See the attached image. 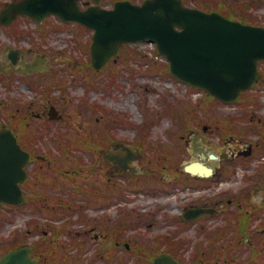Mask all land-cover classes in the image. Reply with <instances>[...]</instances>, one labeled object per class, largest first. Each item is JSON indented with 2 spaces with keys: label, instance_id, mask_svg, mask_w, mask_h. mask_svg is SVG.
Wrapping results in <instances>:
<instances>
[{
  "label": "rangeland",
  "instance_id": "374dc122",
  "mask_svg": "<svg viewBox=\"0 0 264 264\" xmlns=\"http://www.w3.org/2000/svg\"><path fill=\"white\" fill-rule=\"evenodd\" d=\"M187 2L205 9L216 8L238 19H244L246 14H250L248 18L251 23L264 25V0H187ZM29 25L34 27L32 22H29ZM39 29L48 30L49 35L44 43H51L67 52L71 61H75V58L80 60L77 64L78 71L67 67L56 76L55 82H62L65 86H60L57 82L55 94L60 99L50 101L60 107L62 100L66 106L61 109L67 111L69 115H64L62 111V120L50 121L49 124L42 126L48 129H45L47 133L44 136H38L37 150L41 154H53L50 156V161L61 165L62 175L73 171L71 178L83 182L82 188L88 193L87 197H73L76 186L72 183L63 189L50 187L49 198L58 196L61 200H73L76 205H82V210L71 214L62 211L54 219L49 217L47 209L33 210L27 206L23 213L20 208L9 210L1 207L0 212L3 214H0V249L10 246L17 234H26L28 220L38 219L58 225L67 223L73 234H78L82 230V238H87L84 254L80 256L78 247L68 250V245L62 244L63 236L59 237L57 246L67 251L70 256H77L76 260L67 261L66 264H109L108 260L97 254L101 240L96 238V234L105 233V229L100 226L102 222L117 223L122 218H126L125 224L128 226L124 233L126 241L128 238L137 237L142 244H147L150 238L155 239L160 234L171 235L177 240H184V248L189 252L183 253L186 259L195 257L196 245L200 244L202 249L198 251L199 255H205L208 264H259L257 260L249 258L252 249L247 245L239 243L240 253L232 255L227 251L229 242L226 236L216 243H212L209 238V235L216 233L221 227H228L224 214L225 210L232 209L231 206L204 222L207 231L201 228L203 223L184 225L180 221L178 223L168 218L165 212L162 217L155 216L151 212L153 205L151 207L149 201L156 198L150 197L151 190L155 187L151 188V184L144 185L147 178L151 181L145 173L148 165H145L144 160L141 161L144 181L140 185H128L129 177L123 171L117 170L119 174L111 176L119 184L120 192L117 197L121 198V202H116L112 207L107 203L108 201L88 203L87 200L93 202L101 198L102 194L105 196L109 184H104L98 175H103L109 170L102 171L103 162L99 160L97 151L88 150L77 140L88 136L89 139L103 141L109 146L114 143L107 132L110 125L109 131L114 138H122L127 144L134 141L139 150L143 149L146 160L156 156L174 164L175 158L176 164L179 163L178 170L183 172V165L190 162L193 157L205 162V159L201 158L203 152L195 151L193 147V137L196 133L211 138L220 145L226 140L238 139L240 148H248L247 145L253 144L252 154L246 158L239 156L221 160V166L216 169L219 173L218 180L212 177V183L192 179L187 183L168 180L164 193L173 191L187 193L192 186L197 192H207L212 187L213 194H224L221 198L226 199L246 188L243 191L251 199L264 202V193L257 190L259 187L257 178L264 177V82L250 90L247 100H250L251 104L247 106L248 108L242 104L245 98L242 102L238 100L231 104L217 103L206 97L201 90L191 88L190 85L170 74L166 58L157 53L156 45L149 42L129 44L122 52L120 61L112 63L109 68L98 74H93L81 64V61L86 64L90 60L89 45L92 41V30L77 28L75 24H64L59 20H52ZM73 36L83 40L82 47H80L81 41L76 39L71 41ZM64 48L67 50L65 51ZM125 55L130 56L129 64H123L126 60ZM262 67L264 70V64ZM204 126H208V132L203 131ZM223 128H225L224 132H222ZM245 128L249 131L244 133L242 130ZM256 142L259 143V147ZM63 145L67 149L66 154H63ZM200 147L201 145H197V148ZM205 148L209 152L213 151L208 146ZM155 162L153 160V165L156 164ZM77 164L86 166L79 167ZM86 175H89V180ZM122 182L126 183L123 187ZM255 186L257 187L254 188ZM157 189L161 190V188ZM125 194L129 195L125 196ZM105 197L109 198V195ZM161 200L163 204L177 206L173 209L166 208L164 211L172 216L179 214L178 210L182 205L176 203L175 197L164 195L161 196ZM253 210L259 211L256 222H264V207L254 206ZM157 220H160V223H156ZM237 222L241 225L245 224L246 216L237 217ZM84 228L91 229V234L86 235ZM107 232L112 237L113 227L108 226ZM261 232L264 236L263 229ZM34 234L35 230L31 228L29 233L31 239H34ZM65 237L68 239L71 235L66 234ZM221 246H223L222 251L219 250ZM121 249L122 253L124 246ZM79 256L81 258L77 259ZM120 256L119 260L111 264H144L134 253L125 252ZM233 257L235 261L231 262ZM228 259L229 262L226 261Z\"/></svg>",
  "mask_w": 264,
  "mask_h": 264
},
{
  "label": "water",
  "instance_id": "95a60500",
  "mask_svg": "<svg viewBox=\"0 0 264 264\" xmlns=\"http://www.w3.org/2000/svg\"><path fill=\"white\" fill-rule=\"evenodd\" d=\"M64 4V0H26L17 9L45 15L61 12ZM68 7L64 11L73 16L61 17L77 19L96 29L91 58L97 69L119 52L122 43L149 39L157 42L159 51L167 56L173 74L207 89L217 98L233 101L260 77L258 63L264 59L262 26L231 20L218 12L189 8L182 0H146L143 5L120 3L113 10L101 13L94 12V8L80 12L75 3H68ZM16 147L11 132H0V201L20 199L16 195L18 167L26 157ZM120 149L115 160L122 166L136 159L129 148ZM212 164L218 165L216 161ZM186 168L192 172H212V168L200 162L194 168L189 165ZM29 252L27 247L13 250L0 260V264H36ZM154 264L183 263L169 253H162Z\"/></svg>",
  "mask_w": 264,
  "mask_h": 264
},
{
  "label": "flooded vegetation",
  "instance_id": "af4514ba",
  "mask_svg": "<svg viewBox=\"0 0 264 264\" xmlns=\"http://www.w3.org/2000/svg\"><path fill=\"white\" fill-rule=\"evenodd\" d=\"M16 1L18 0H0V5L4 6L9 2ZM116 1L118 0H100V3L102 6L109 8L112 7ZM131 1L140 3L143 0ZM95 2V0L80 1L83 8ZM24 18L25 17L19 15V17L9 25H5L0 21V129L3 127L12 129L17 135L21 146L31 153V159L26 166L27 178L20 184L23 194L27 198H31L50 195V187L63 189L68 185V180L64 178V176H61V178H57V176L50 178L54 164L52 162H43L38 157L39 154L35 149L38 138L37 131L41 126L47 125L49 110L51 106H53L51 101L56 99L55 89L52 88L51 83L52 77H47L54 68V56L50 51L44 50L43 48L41 49V41L34 35L35 30L25 28L23 22ZM37 55H43L49 58L47 63L41 60L35 61ZM34 64L36 65L31 67ZM46 65L49 66V69L46 71L36 69L39 66L47 68ZM102 160L103 162L107 161L104 153H102ZM116 168H118V166H116ZM43 171L47 173L41 174ZM101 181L104 184H114L112 179H103ZM167 183L168 182L164 180V176L160 175L155 181V184L151 186V188L155 187V189L151 190L152 193L150 197L152 198L155 196L156 198H154V200L150 199L149 201L150 206L152 207L153 205L151 212L155 216L160 215V217H162L164 212H166L164 211L166 208L173 209L177 207L173 204H163L161 196L164 195L175 197L176 203L183 204L181 207H183L184 211L196 206L216 207V212L204 214L195 220V222L203 223V225H206L204 222L209 221L212 217L222 212L226 206L225 203H227L232 207L230 216L236 218V223H232L228 226V252L232 255L240 253L239 243L241 245H246V237H253V235H255L253 238L254 242H248V244L252 246V248L254 247L257 249L255 260L259 261V259L264 257V237L259 238L258 232L261 229L258 225L260 223L255 220L256 217H258L259 211L251 210L255 216L249 223L246 222L241 225L237 222V217L244 216L245 204L250 202V199L247 198L246 195L243 194L242 197H239L238 194L237 197H228L225 199L217 194H213L212 188H209L207 192H197V190L191 189L188 193H164L166 192ZM157 188H161V190ZM155 190L156 192L154 193ZM106 195H109V199L116 197V195H118L117 190L111 189L106 192L105 196ZM30 202H32V200H30ZM178 211L180 213V209ZM156 223H160V220H157ZM260 240H262V244L256 246L255 241L260 242ZM160 243L161 242L156 237L147 244L146 249L149 250L150 253H155L160 248H164V246H160ZM119 244L120 241H116V245ZM252 252L253 250L251 251L250 257ZM231 260L235 261V258L233 257Z\"/></svg>",
  "mask_w": 264,
  "mask_h": 264
},
{
  "label": "bare ground",
  "instance_id": "6f19581e",
  "mask_svg": "<svg viewBox=\"0 0 264 264\" xmlns=\"http://www.w3.org/2000/svg\"><path fill=\"white\" fill-rule=\"evenodd\" d=\"M215 156H218L216 153L214 154ZM209 156V155H208Z\"/></svg>",
  "mask_w": 264,
  "mask_h": 264
}]
</instances>
